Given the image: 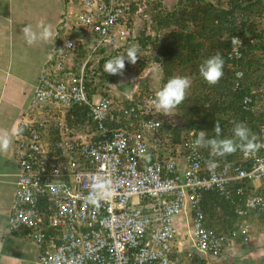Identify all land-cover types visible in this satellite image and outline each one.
I'll return each instance as SVG.
<instances>
[{
	"label": "built area",
	"instance_id": "1",
	"mask_svg": "<svg viewBox=\"0 0 264 264\" xmlns=\"http://www.w3.org/2000/svg\"><path fill=\"white\" fill-rule=\"evenodd\" d=\"M64 3L53 48L33 87L28 122L14 136L16 190L7 227L34 230L31 237L45 247L39 264H173L172 240L180 223L190 227L195 253L213 255L237 240L250 242L256 234L252 222L242 218L232 228L216 231L206 225L199 202L201 191L215 190L239 217L251 212L263 215L264 147L248 154L239 150L236 161L225 165L213 158L201 173V153L184 140L188 155L181 183L168 176L171 163L144 164L142 136L167 118L163 114L156 118L154 98L149 95L141 104L127 107L124 101L132 100V94L118 85L134 82L126 70L122 77L99 81L91 94L85 85L86 64L120 53L116 38L136 25L129 5L135 3L138 12L143 4L138 0ZM67 41L70 46H65ZM84 41L87 47L77 64L72 58ZM106 45L108 49L100 52ZM237 45L232 43L235 56ZM92 78L96 82L98 77ZM144 84H134L132 90ZM99 89L106 93L98 94ZM253 94L251 90L242 98L244 108ZM73 105L87 113L77 127L73 116L65 113ZM139 109L149 118H140L136 132L122 128L120 123H126L129 115L137 117ZM255 136L264 144L262 125ZM233 181L238 185L231 193ZM97 182L106 184L111 196L93 203L88 197ZM193 251L189 249L186 257Z\"/></svg>",
	"mask_w": 264,
	"mask_h": 264
},
{
	"label": "trees",
	"instance_id": "2",
	"mask_svg": "<svg viewBox=\"0 0 264 264\" xmlns=\"http://www.w3.org/2000/svg\"><path fill=\"white\" fill-rule=\"evenodd\" d=\"M138 1L143 4L139 6L141 9L138 12L135 3L129 5L130 14L137 25L135 28H127L126 34L115 40L120 53L112 52L105 58L86 64L85 73L88 76L85 85L88 94L94 91L93 87L97 90L99 81L112 80L113 75L102 69L106 62L119 55H126L128 49L135 46L139 49L137 71L144 67V58L161 65V87L177 73L178 76H189L192 79L190 94L177 106V112L185 118L187 129L194 130L193 138L197 139L201 130L206 133V138H216V122L222 130L220 139L234 138L235 123L243 122L251 133L258 131L259 125L264 126V105L259 104L260 98L264 97V28L261 25L264 0H172L169 6L165 4L168 0ZM231 36L240 38L242 42V56L237 61L226 58L228 39ZM82 44L81 50L72 58L77 64L80 63L82 51L87 47L85 41ZM106 48L108 45L99 51L104 52ZM217 53L225 60L224 76L217 84L210 85L200 75L199 67ZM125 64L126 68L132 66L127 60ZM236 69L241 70L242 76L237 80V87H234ZM96 75L98 78L94 82L92 77ZM257 89L259 91L253 94L249 107L244 108L243 96ZM129 92L133 99L137 96L136 92ZM105 93L104 90H98L100 95ZM65 113L66 116H73L75 127L84 123L87 114L84 107L74 105L68 107ZM165 127L170 126L161 125L162 131ZM237 152L222 157L231 161ZM218 205H221L219 214L214 210V206ZM202 209L214 224L223 221L229 226L235 219L232 206L215 192L203 195ZM252 214L255 213L249 215ZM198 264H204V260H199Z\"/></svg>",
	"mask_w": 264,
	"mask_h": 264
},
{
	"label": "clouds",
	"instance_id": "3",
	"mask_svg": "<svg viewBox=\"0 0 264 264\" xmlns=\"http://www.w3.org/2000/svg\"><path fill=\"white\" fill-rule=\"evenodd\" d=\"M64 1L65 0H62V7L60 9L58 19L65 8ZM37 28L40 30L39 31L33 30V27L31 25H26L23 27L22 31L24 34L25 42L30 46L38 45L41 42H44V43L51 42V46L46 55L48 56L49 52L53 48V42H55L54 40L56 39V37H54L56 36V33H55L56 28L54 29V31H52L51 25H45L42 22L37 25ZM228 40L229 42H228V49L226 52V58L228 60L237 61L242 56L241 51H240V45L242 42L240 38L236 36H231L229 37ZM231 40L233 44L238 43L237 45L238 56H235V54L232 53ZM70 45H71L70 42L68 41L65 42V46H70ZM233 51L235 52L236 49H233ZM138 52H139V49L133 46L128 49L126 55L120 56L114 59H110L104 65V72L108 73L109 75H117V76L122 77L124 76L125 70H126L129 73L128 77L131 80H134V82L129 86L128 85L126 86L124 84H118L119 86L123 88L122 90L123 92L132 91V92H136L137 94V96H135V98L130 100L129 102H127L126 100L124 101L126 106L128 105L127 107H129L130 105L135 107L137 104L138 105L141 104L150 95L154 98L153 106L156 111L154 112V114L156 115V118L161 119L160 117L161 114L167 117V118H163L160 125L156 127L153 132L150 131L149 133H145L142 136V141H143L142 143L145 149V152L143 154L144 157L142 159V162L144 164H148V163L151 164L153 162H156L164 166V164L166 163H171L172 168H171V172H167L168 176H175L176 182L181 183L183 181V170L186 165L185 157L188 155L187 150H185V148L182 146V143L184 140H188L189 142H192L194 145L193 149L195 148L196 151H199L201 153V156H202L201 173H204L205 168H207V166L212 162L213 158L216 161L220 162L221 164L225 165L226 163H231L233 161H236V159L239 157V150L243 151L245 154H248V153H253L257 151L261 147H264V144L256 142L257 138L255 136V133H257L258 131H254L251 133L250 129L243 122L234 124V127H233V137L234 138L220 139L219 137H220L222 130L218 122H216L214 125V131L216 133V138H206V133L203 130L198 132L197 139L193 138L195 134L194 130L187 129L185 118L181 115H178V112H177V109H178L177 106L180 105L186 99L187 94H190L191 85L193 82L192 79H190L189 76H178V73H177L176 76L170 78L166 82V84L163 87H161L160 85V82L162 79L161 65L159 64V62L149 61L147 58H144L146 61L144 67L140 71H137L136 62L139 56ZM139 59H143V58L139 57ZM125 60H127L128 63L132 64V66L126 68ZM150 63H153L155 66L149 67ZM44 64H42L41 69ZM224 66H225V60L223 56L217 53L216 55H213L207 58L200 65L199 73L208 84L215 85L224 76V71H223ZM41 69H40V72H41ZM156 70H157V73H156ZM152 71L156 74L155 78H152L150 76ZM237 71L241 72L240 69H236L234 71V76ZM241 76H242V72H241ZM240 77L237 78L235 76V79H236L235 82H237V80ZM149 81H153L155 85L149 84ZM141 82H145V84L138 85L134 88V90H132V88L135 86L134 84H140ZM156 82H158L157 85H156ZM234 87H237L235 83H234ZM258 91L259 89L254 90V94ZM32 94H33V89L31 93V97H32ZM31 97H30V103H31ZM118 99L119 97L117 99L114 98L115 101ZM259 101H260L259 104L263 106L264 97L260 98ZM30 103L27 106V108L24 110L22 114V118L20 119L18 126L12 133V140L10 136H7V135L0 136V151H7L12 143L13 155H14V146H13L14 136L16 135V133H18L20 128L23 126V124L28 122ZM140 111L141 109H139V112ZM142 116L149 118L148 113L146 115H142V113L140 112V114H138L137 117L129 115L127 118L128 121L126 123H120V125L124 129L136 132L138 129L137 128L138 121L140 120ZM161 125L170 126V127H165V129H163L162 131ZM259 126H258V129H259ZM171 127H173V129H171ZM158 138H159V141H157ZM237 150L238 152L235 155V158H233L231 161H227L223 159L222 156L233 154ZM14 160H15V157H14ZM15 178H16V174H15ZM237 185L238 183L234 181L231 183L229 182V188L232 190L231 193L234 192V189L236 188ZM15 190L16 189H15V181H14V192H13V196H12V200L10 204V210H11V205L13 202ZM207 192H215L219 195V193L216 192L215 190L201 191V200L199 202V206L205 218L206 225H208L211 228H214L216 231H226L232 228L236 224L237 221L244 218L247 221L252 222L254 224L256 228V233H257V220L251 219L250 218L251 215L239 217L234 212L233 205L230 204L228 201L224 200L222 196L221 198L232 206V212L235 214V219L231 222L229 226L223 221H220L218 224H214L212 222L213 220L208 219L206 217L202 209L203 195ZM110 196H111V192L108 190V186L104 183L97 182V184L94 187V191L88 197V200L95 203L101 198L107 199ZM219 206L221 205L214 206V210L218 214L221 213ZM254 216H259V215L254 214ZM7 218H8V215L6 217L5 225H6V228L10 230L7 227ZM179 226L180 225L177 226V235L172 240L173 245L171 246V249H173L172 255L174 256V259H175L173 264H198L199 260L201 259L204 260V264H215V263H219L223 261L228 262L231 260H239L241 264H247V258H251V264H261L260 262H264V247L260 246L258 243L257 244L253 243L256 234L254 235L253 239H251L250 242L248 243L247 242L242 243L237 240L230 245L223 246V248L217 251L216 254L207 255V254L195 253L193 251V246L191 243L192 239H191L190 227L185 226V233L182 234L179 231ZM22 229L26 231V235L32 240V242H34L35 244L39 246L38 254L36 257V261L39 264L38 257L40 256L41 253H43V250L45 248L44 244H39L35 242L34 239L31 237L30 233H32L34 230L31 231V229H28V228H22ZM263 236L264 234L262 233V237ZM181 237H187L188 239L187 243H185L184 240H182L184 243L183 246H180L177 244V242L179 243L178 240ZM239 248H242V249H239ZM256 248L259 249L261 253L255 256L254 249ZM189 249H191L194 253L190 258H187L185 253ZM251 252H253V255H251Z\"/></svg>",
	"mask_w": 264,
	"mask_h": 264
},
{
	"label": "crops",
	"instance_id": "4",
	"mask_svg": "<svg viewBox=\"0 0 264 264\" xmlns=\"http://www.w3.org/2000/svg\"><path fill=\"white\" fill-rule=\"evenodd\" d=\"M61 6L62 0H0V136L7 135L12 140V133L30 103L33 85L51 46V42L28 45L22 29L31 25L33 30L39 31L37 25L42 22L51 25L54 31ZM16 171L11 143L7 151H0V264H38L39 246L22 228L11 231L5 225ZM250 218L257 220L253 243L264 247V214H252ZM179 231L185 233L183 223H180ZM182 240L188 241L187 237H181L177 244L183 246ZM259 253V249H254L255 256ZM247 264H251V258H247Z\"/></svg>",
	"mask_w": 264,
	"mask_h": 264
},
{
	"label": "rangeland",
	"instance_id": "5",
	"mask_svg": "<svg viewBox=\"0 0 264 264\" xmlns=\"http://www.w3.org/2000/svg\"><path fill=\"white\" fill-rule=\"evenodd\" d=\"M172 0H168V1H166L165 2V4L167 5V6H169V2H171ZM261 25H262V27L264 28V15H263V18L261 19ZM151 66H155L153 63H150V65H149V67H151ZM156 69V68H155ZM156 73H157V70H156ZM150 76L152 77V78H155V76H156V74L152 71V73L150 74ZM149 84H151V85H155V83H153V81H149ZM158 84V82H156V85ZM261 264H264V262H260ZM215 264H240L239 263V261L238 260H231V261H228V262H225V261H223V262H219V263H215Z\"/></svg>",
	"mask_w": 264,
	"mask_h": 264
}]
</instances>
